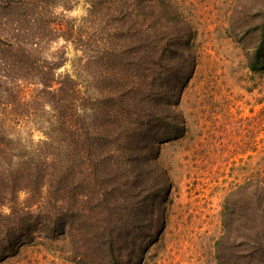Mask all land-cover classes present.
<instances>
[{"label": "trees", "instance_id": "trees-1", "mask_svg": "<svg viewBox=\"0 0 264 264\" xmlns=\"http://www.w3.org/2000/svg\"><path fill=\"white\" fill-rule=\"evenodd\" d=\"M78 1L0 0V264L57 240L75 264H140L164 227L159 146L186 131L197 31L173 0H84L87 15H68ZM227 23L262 70L264 0H237ZM66 43L73 72L59 70ZM27 123L37 138L15 130ZM221 224L217 264H264V180L229 192Z\"/></svg>", "mask_w": 264, "mask_h": 264}, {"label": "rangeland", "instance_id": "rangeland-1", "mask_svg": "<svg viewBox=\"0 0 264 264\" xmlns=\"http://www.w3.org/2000/svg\"><path fill=\"white\" fill-rule=\"evenodd\" d=\"M173 1L193 21L197 58L177 105L186 131L159 146L170 182L164 227L140 264H217L214 242L225 197L238 184L264 180V68L250 70L242 43L228 35L237 0ZM81 9L87 10L84 0L68 15L81 18ZM65 47L59 70L73 72L81 52L71 43ZM32 126L15 130L26 140L37 138ZM42 243L5 263L75 264L66 258L65 242Z\"/></svg>", "mask_w": 264, "mask_h": 264}, {"label": "clouds", "instance_id": "clouds-1", "mask_svg": "<svg viewBox=\"0 0 264 264\" xmlns=\"http://www.w3.org/2000/svg\"><path fill=\"white\" fill-rule=\"evenodd\" d=\"M79 12H80V14L87 15L86 11H84L83 9L79 10ZM72 15H77V12H73ZM25 195H26V194L23 193V192L20 193V197H21V198H24ZM10 211H11V209L8 208V207H4V208H3V212H4L5 214L10 213Z\"/></svg>", "mask_w": 264, "mask_h": 264}]
</instances>
